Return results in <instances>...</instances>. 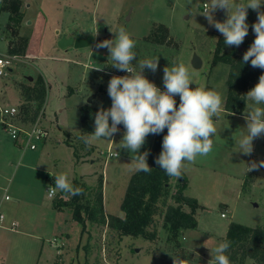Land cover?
<instances>
[{"label": "rangeland", "instance_id": "rangeland-1", "mask_svg": "<svg viewBox=\"0 0 264 264\" xmlns=\"http://www.w3.org/2000/svg\"><path fill=\"white\" fill-rule=\"evenodd\" d=\"M19 1L24 13L19 32L28 44L26 54L14 60L11 70L0 78V107L19 109L23 104L19 84L29 83L30 77L35 81L41 75L48 89L39 125L47 135L35 141L37 147L33 150L24 137L12 138L2 125L0 113V213L5 218L0 223V264H173V258L187 264H211L210 249L223 242L232 223L264 229V167L247 170L252 161L264 160V136L254 139L251 155L239 152L238 144L246 132L244 114L256 105L246 97L241 113L227 112L224 106L229 66L213 65L218 47L222 53L235 55L248 50L255 39L252 25L257 22L256 10H247L249 30L239 46L243 47L240 52L239 47L225 45L223 35L200 14L208 0ZM1 5L0 0V54L7 55L9 15ZM223 11H215L214 19ZM259 11L264 12V5ZM159 25L168 30L166 44L149 40ZM120 28L136 41L137 57L132 63L137 71L139 60L158 58L157 71L145 68L142 75L161 91L165 90L163 69L176 62L188 67L194 82L191 87L210 86L223 99L224 110L218 119L213 118L217 119L213 151L194 164L186 163L182 169L187 183L184 193L196 199L199 208L196 228L184 231L174 244L168 242L163 215L155 217L147 237L120 238L106 224L87 221L82 229L72 219L70 209L55 208L54 201L60 197L67 200L59 190L53 198L48 197L58 174H67L72 185L74 181L82 188L83 196L91 194L90 200L102 179L104 215L123 217L121 204L136 172L130 170L132 158L128 150L117 145L125 129L118 125L113 142L101 139L82 149L80 110L86 104L110 108L108 83L112 76H121L124 71L111 67L107 48L58 47L63 35L110 36L109 40H114ZM195 55L202 61L200 68L193 66ZM37 120L31 123L15 117L10 122L29 130ZM150 137L151 134L141 153L146 151ZM68 143L79 149L78 159ZM179 180L170 181L171 191H175ZM185 210L189 211L188 207ZM14 221L18 223L16 229L12 228ZM246 264L255 263L248 260Z\"/></svg>", "mask_w": 264, "mask_h": 264}, {"label": "clouds", "instance_id": "clouds-1", "mask_svg": "<svg viewBox=\"0 0 264 264\" xmlns=\"http://www.w3.org/2000/svg\"><path fill=\"white\" fill-rule=\"evenodd\" d=\"M262 5L264 0H247L246 3L240 0H208L200 12L223 35L225 45L239 47L248 35L247 10H256L257 22L252 25L255 39L243 54V63L250 61L253 68L260 69H264V12L259 11ZM217 10H227L226 21L214 19L213 14ZM97 47L107 48L111 67L128 75L111 77L107 86L111 107H101L95 113L94 131L81 137L86 146L101 139L112 141L111 138L119 131L118 125L122 124L125 132L117 144L118 148L130 153L131 171L147 173L152 169L147 163L149 152L141 153L140 149L149 134H160L166 128L162 151L155 163L166 175L177 179L182 177L186 163L194 164L198 158L207 157L213 151L211 137L217 135L216 121L224 110L220 93L203 86L191 87L194 82L188 67L176 62L163 69L165 90L161 91L142 75L145 68L153 73L157 71L158 58L139 60L137 71L132 63L137 57L134 51L136 41L124 28L119 29L114 40L102 41ZM176 96H179L178 107ZM246 97L256 106L244 114L246 132L241 134L238 144L239 152L251 155L254 139L264 136V74L260 75L258 83L247 92ZM214 117L217 119L214 120ZM118 156L116 151L115 157ZM261 167H264V160L252 161L247 170L250 172ZM54 178L55 186L49 189L51 194L54 195L57 190L69 196L82 194L83 190L74 188L67 174L61 173ZM230 244V241H224L210 249L212 259L209 262L231 264L226 254ZM205 246L208 247L207 242ZM173 264L187 262L173 258Z\"/></svg>", "mask_w": 264, "mask_h": 264}, {"label": "trees", "instance_id": "trees-1", "mask_svg": "<svg viewBox=\"0 0 264 264\" xmlns=\"http://www.w3.org/2000/svg\"><path fill=\"white\" fill-rule=\"evenodd\" d=\"M2 9L8 15L6 25L9 33L8 55L21 57L26 54L27 38L20 36L24 13L21 11L22 3L19 0H1ZM168 30L163 25L157 26L153 34L149 37L155 43L166 44L168 42ZM245 53V52H244ZM243 52L240 54L222 53V48L218 47L215 52L213 65L223 63L229 66V73L226 80L227 96L224 109L230 113H241L245 106L246 94L259 80L264 69L253 68L250 61L243 63ZM47 84L44 78H38L27 84H19V91L23 99L19 111L15 117L24 122L34 123L41 113L47 97ZM208 90L212 87L207 86ZM177 107L179 99L176 98ZM81 137L94 131V115L98 108L91 105L81 107ZM4 126V124H2ZM121 128L124 126L121 124ZM5 129V127H4ZM167 129L160 134H151L149 145L146 151L149 152L147 163L150 172H135L128 183L124 199L121 204L123 217L104 215L102 179L95 190L94 199L91 194L83 196H69L64 200L54 201L55 208L71 210L72 219L84 229L87 221L108 225L118 232L120 238L131 236L134 238L147 237V229L154 223L158 215H163V228L168 235L169 243H177L182 233L197 226L195 217L199 208L197 200L185 195L186 178L182 173L181 182L175 184V191H171L170 181L175 177H169L160 168L155 160L162 151V141ZM212 139V137H211ZM84 142V141H83ZM73 147V154L78 159L79 149ZM85 143L82 149H86ZM74 188H80L73 181ZM188 207L189 211L185 210ZM224 241H230V248L227 251L231 264H246L248 260H253L255 264H264V229L262 227H248L237 223H232L229 227ZM57 264V263H56Z\"/></svg>", "mask_w": 264, "mask_h": 264}, {"label": "built area", "instance_id": "built-area-1", "mask_svg": "<svg viewBox=\"0 0 264 264\" xmlns=\"http://www.w3.org/2000/svg\"><path fill=\"white\" fill-rule=\"evenodd\" d=\"M18 59H20V57L18 56L0 54V78H3L7 75L8 71L11 70L10 67L12 65V62ZM124 75H128V73L124 72L121 76ZM18 111L19 109L15 107H12L10 109H3L0 107V113L2 114L1 122L2 124H4L5 129L9 131L13 139L17 140L18 138H20V136L24 137L27 142V146L34 150L37 147L35 141H41L47 135V132L45 129H43V127L39 125L40 124L39 117L37 123H35V125L32 126V128H30L29 130H25L19 126L14 125L12 122H10V119L14 118V116L17 115ZM6 118L8 120H5ZM54 195L51 194L50 191L48 192V196L50 198H53ZM7 198L8 196L5 197V199ZM222 217H224V214H222ZM4 219H5L4 215L0 213V223L3 222ZM15 227H16V223H12V228ZM54 241L57 242L56 240Z\"/></svg>", "mask_w": 264, "mask_h": 264}, {"label": "water", "instance_id": "water-1", "mask_svg": "<svg viewBox=\"0 0 264 264\" xmlns=\"http://www.w3.org/2000/svg\"><path fill=\"white\" fill-rule=\"evenodd\" d=\"M226 18H227V10H224L223 12H221L220 14L217 15V17L215 18V20H218L220 22H224L226 21ZM110 39V36H104V37H97L95 38L94 36H87L85 38L83 37H66L65 35L61 36V38L58 40V47L60 49H67V48H70V47H73L75 49H84V48H88V47H97V44L102 42V41H105V40H109ZM243 49V47H239L238 48V51L241 52V50ZM202 65V61L201 59L195 55L194 56V59H193V66L195 68H200ZM28 81L29 82H32L33 81V78H28ZM95 97L92 96L88 99V104H91L92 103V100L93 98ZM181 181V180H179ZM139 250L137 249L136 252H138Z\"/></svg>", "mask_w": 264, "mask_h": 264}, {"label": "crops", "instance_id": "crops-1", "mask_svg": "<svg viewBox=\"0 0 264 264\" xmlns=\"http://www.w3.org/2000/svg\"><path fill=\"white\" fill-rule=\"evenodd\" d=\"M184 175H185V174H184ZM48 197H49V196H48ZM12 223H16V222L14 221V222H12ZM17 224H18V223H16V227L18 226ZM16 227H15L14 229H16Z\"/></svg>", "mask_w": 264, "mask_h": 264}]
</instances>
